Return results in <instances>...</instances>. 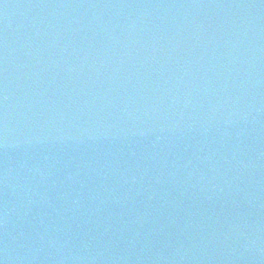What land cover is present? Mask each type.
<instances>
[{
    "label": "water",
    "instance_id": "95a60500",
    "mask_svg": "<svg viewBox=\"0 0 264 264\" xmlns=\"http://www.w3.org/2000/svg\"><path fill=\"white\" fill-rule=\"evenodd\" d=\"M2 264H264V0H0Z\"/></svg>",
    "mask_w": 264,
    "mask_h": 264
},
{
    "label": "snow or ice",
    "instance_id": "6c2138e0",
    "mask_svg": "<svg viewBox=\"0 0 264 264\" xmlns=\"http://www.w3.org/2000/svg\"><path fill=\"white\" fill-rule=\"evenodd\" d=\"M0 264H2V262H0Z\"/></svg>",
    "mask_w": 264,
    "mask_h": 264
}]
</instances>
